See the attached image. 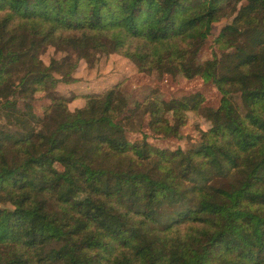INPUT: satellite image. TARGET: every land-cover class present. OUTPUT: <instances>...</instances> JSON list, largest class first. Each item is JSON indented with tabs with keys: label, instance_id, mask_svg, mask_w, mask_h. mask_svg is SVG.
Here are the masks:
<instances>
[{
	"label": "trees",
	"instance_id": "1",
	"mask_svg": "<svg viewBox=\"0 0 264 264\" xmlns=\"http://www.w3.org/2000/svg\"><path fill=\"white\" fill-rule=\"evenodd\" d=\"M227 16L224 54L194 63ZM47 46L66 55L45 64ZM96 54L211 83V126L186 149L150 144L194 129L203 98L172 107L174 129L153 99L145 131L141 103L107 115L120 82L70 109L56 86ZM38 89L41 115L21 110ZM0 264H264V0H0Z\"/></svg>",
	"mask_w": 264,
	"mask_h": 264
},
{
	"label": "rangeland",
	"instance_id": "2",
	"mask_svg": "<svg viewBox=\"0 0 264 264\" xmlns=\"http://www.w3.org/2000/svg\"><path fill=\"white\" fill-rule=\"evenodd\" d=\"M232 18L233 16L221 17L212 24L211 34L207 39L197 42L194 59V61H197L194 63L200 64L206 58L224 54V52L214 48L213 39L224 25L231 22ZM65 55L66 53L63 50H57L52 46H47L41 53L40 58L45 64H48L52 58L60 59ZM108 57L109 56L106 57L104 54H96L94 62ZM93 63L85 67L83 66L80 69H83V72H85L86 69L92 68L90 65ZM107 63L109 64L106 65ZM101 64H99L97 69L100 70L104 68L105 70L103 72L100 71V75L94 70L85 72L84 78L80 77L78 79L82 82L76 85L70 82H60L56 86V92L63 96L75 95L76 97L71 103H74V101L80 103V98L85 100L83 95L86 91L94 90L96 93L102 92L116 82H120L121 100L111 106L107 115H128L130 112L134 111L133 109L138 103H141L143 105L142 109L144 110L142 117L144 118L143 129L145 131H148V128L145 126L148 116L147 108L153 99H160L164 102L167 109L166 116L170 120L171 128L174 129L176 126V118L173 115L172 107L180 105L194 94L199 93L203 98L199 111L187 112L190 124H195V128L191 129L189 126L183 127L179 128L176 135L167 132L162 135H154L152 138L148 139L150 144L159 147L173 149L176 146H181L183 149H186L195 142H198L203 136L202 134L211 126L210 116L218 106L219 99V93L214 89L211 83L205 82L200 78H184L176 65L165 68L159 67L150 75H144L137 71L134 63L124 57L122 59L118 57L113 60L112 63H110V60L108 62L103 60ZM82 65H84V60L80 59L77 63V67ZM80 93L83 94L78 95ZM233 98L235 104L240 106L237 96H233ZM48 102L49 101L43 97L42 89H38L32 94L29 101L23 102L21 110H29L32 108L38 115H41V106ZM83 105L84 104L81 106ZM125 107H127V109H125ZM69 108L73 109L74 105L69 103ZM139 136L140 134L138 132H126V137L130 141H135Z\"/></svg>",
	"mask_w": 264,
	"mask_h": 264
},
{
	"label": "crops",
	"instance_id": "3",
	"mask_svg": "<svg viewBox=\"0 0 264 264\" xmlns=\"http://www.w3.org/2000/svg\"><path fill=\"white\" fill-rule=\"evenodd\" d=\"M112 62H113V60H110V63H112ZM108 64H109V63H107L106 65H108ZM93 70H94L98 75H100V71L103 72L105 69L103 68V69L98 70L97 67H96V68L86 69L85 72L93 71ZM85 72H83V69H80V71H78V72L76 73V76H77V77H83V78H84V73H85ZM80 82H82V81L79 80V81H76V82L71 83V84L76 85L77 83H80ZM113 83H114V82H113ZM113 83H110V84H113ZM71 84H67V85H71ZM88 92L90 93V92H96V91H94V90L86 91L84 94H86V93H88ZM81 94H83V93H80V94H78V95H81ZM79 102H80V103L74 101V103L72 102L71 104H73L74 106H79V105L81 106L82 104L85 103V100H84L83 98H80V99H79Z\"/></svg>",
	"mask_w": 264,
	"mask_h": 264
}]
</instances>
